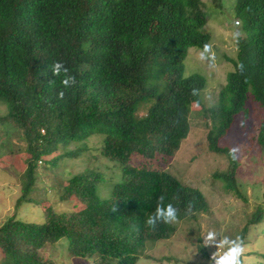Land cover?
<instances>
[{"label": "trees", "instance_id": "1", "mask_svg": "<svg viewBox=\"0 0 264 264\" xmlns=\"http://www.w3.org/2000/svg\"><path fill=\"white\" fill-rule=\"evenodd\" d=\"M205 11L203 0H0V104L8 111L0 123L21 131L30 155L18 205L35 203L38 164L56 166L62 156L49 158L60 147L102 135V156L122 166L108 198L100 194L101 175L87 171L71 179L63 199L79 200L81 211L60 214L51 207L42 224L9 218L0 227L3 264H48L44 252L62 240L71 257L87 264H137L146 244L170 240L178 230L177 223L146 226L159 196L179 209L178 223L209 211L204 194L168 170L131 166L134 157L174 158L190 135L192 106H202L208 82L186 76L185 62L191 48L212 43L203 31ZM236 13L246 38L219 103L205 109L213 122L209 148L229 158V171L216 174L229 191H237L238 162L219 143L240 121L251 124V104L264 151V0H237ZM55 61L76 77L74 87L64 89L62 76L51 73ZM65 155L78 158L82 151ZM263 221L259 211L250 224Z\"/></svg>", "mask_w": 264, "mask_h": 264}, {"label": "rangeland", "instance_id": "2", "mask_svg": "<svg viewBox=\"0 0 264 264\" xmlns=\"http://www.w3.org/2000/svg\"><path fill=\"white\" fill-rule=\"evenodd\" d=\"M203 2L208 19L203 31L212 36L211 45L216 58L214 62L201 61L198 54L202 49L189 50L185 75L198 74L208 82L201 94L202 106H192L190 135L174 158L158 156L150 161L134 157L131 166L168 170L184 185L202 192L210 209L195 220L177 223V233L170 240L146 244L140 251L137 264H209L212 253L217 249L204 244L203 238L208 231L233 239L241 236L245 248L243 264H264V221L250 224L259 211L264 213V151L257 143L260 128L258 110L251 104V124L240 121L238 127L228 131L219 143L221 148L237 149V191L227 190L225 183L216 178V174L229 171L230 162L227 155L210 150L208 134L213 130V122L205 113V109L219 103V93L228 75L235 70L233 61L237 59L239 42L246 38V33L243 23L236 17L237 0H222L221 7L211 0ZM148 108L144 106L138 115H146ZM7 113L6 106L0 104V118ZM103 145L104 136L96 135L66 149L60 147L58 153L49 158L62 156L56 166L44 161L38 164L37 180L30 196L35 203L18 205L23 195V176L30 155L21 131L11 124L0 123V227L13 216L29 224H42L45 210L51 207L60 214L81 211L84 206L79 200L66 201L63 194L75 175L87 171L103 177L100 194L104 198L110 197L114 186L121 180L122 166L102 156ZM75 150L82 151V155L78 158L65 155L67 151ZM246 228L248 232L243 236ZM44 254L48 264H87L70 256L67 240H62L56 248L49 247ZM3 260L0 251V264Z\"/></svg>", "mask_w": 264, "mask_h": 264}, {"label": "clouds", "instance_id": "3", "mask_svg": "<svg viewBox=\"0 0 264 264\" xmlns=\"http://www.w3.org/2000/svg\"><path fill=\"white\" fill-rule=\"evenodd\" d=\"M241 23L243 22L241 21ZM237 24H240V22L237 21ZM215 58L216 57L212 50V45L205 43L203 50L198 54V59L201 61L208 60L214 62ZM49 67L51 69V73L54 76H62L61 83L64 89H69L76 85V77L70 73L64 62L55 61ZM239 69L241 72L245 70L243 63L239 65ZM193 94H196V90H193ZM64 96L65 92L63 90L59 91V99H63ZM236 153L237 149L231 148L228 155L231 156L233 160H235L237 158ZM165 200L166 197L164 195L158 197L155 211L146 217V226L156 229L160 224L174 225L179 222V209L171 202L166 204ZM112 211L116 212L117 208L114 207ZM203 239L206 246H211L217 249L212 253L209 264H243L242 257L244 255L245 248L242 238L236 237L233 239L228 236H220L216 231H208ZM221 249L225 250L221 252Z\"/></svg>", "mask_w": 264, "mask_h": 264}, {"label": "built area", "instance_id": "4", "mask_svg": "<svg viewBox=\"0 0 264 264\" xmlns=\"http://www.w3.org/2000/svg\"><path fill=\"white\" fill-rule=\"evenodd\" d=\"M40 164H42V162H40Z\"/></svg>", "mask_w": 264, "mask_h": 264}]
</instances>
